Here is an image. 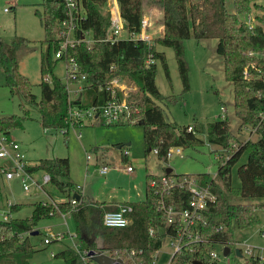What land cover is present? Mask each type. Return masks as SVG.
Here are the masks:
<instances>
[{
	"label": "trees",
	"instance_id": "obj_1",
	"mask_svg": "<svg viewBox=\"0 0 264 264\" xmlns=\"http://www.w3.org/2000/svg\"><path fill=\"white\" fill-rule=\"evenodd\" d=\"M264 0H233L234 11L227 7V0H157L163 12V32L152 44L140 38H122L116 42L105 40L110 26V17L104 13L106 0H80L81 11L77 21L76 35L82 37L88 33L94 42H87L70 47L66 59V80L77 84L83 82L81 97L70 100L65 80L54 75L58 60L55 53L59 49L60 38H47L48 47L42 54L41 95L38 98L32 92V82L19 68L18 51L31 42L26 37L15 36L10 43L0 38V64L4 71L5 83L12 97L21 96L20 114L0 117V129L11 133L17 127H23L25 119L30 117L31 108L40 113L44 129H60L68 133L70 129V106L89 107L105 103L110 98L106 83L112 72L120 73L131 80L141 91V95L130 98L129 123L143 122L146 155L158 149V157L168 161L167 153L172 147H190L205 143L199 134H206L209 143L220 146L226 151L219 157L217 176L222 185L209 173L185 174L165 173L168 179L177 181L196 178L204 185H209L217 194V200L205 211V221L200 224L204 242L196 251L183 249L174 254L171 264H192L200 259L204 264H224L208 256L213 244H233L234 226L247 229L261 223L259 209L264 203H235L226 191L243 198L264 200V17L257 16L262 25L250 28L241 17L253 11V7L264 10ZM124 29L129 34H139L144 17V0H118ZM39 11L41 23L49 35L58 29L59 22L66 16L65 0H42ZM194 37L198 40L218 38L217 51L224 57L225 74L234 85V109L242 126H251L257 133V139L248 138L240 141L232 132L227 117L208 122H195L193 130L189 125L182 126L175 121H168L162 106L156 103L164 99L156 83L157 61H161L166 75L170 77L166 55L157 49V44L174 49L178 68L183 83V92L190 89L189 67L185 58L184 41ZM150 55L155 62L148 64ZM74 58L77 75L71 77ZM115 68L111 70V67ZM50 76L49 80H44ZM83 76L85 79L83 80ZM175 97H169V102ZM120 122L115 125L124 124ZM77 123L76 126H79ZM112 125V124H109ZM122 145L121 149H124ZM248 158L238 169L240 186L234 187L232 167L243 154ZM126 157V155H125ZM27 169L38 176L48 172L52 176L51 185L67 195L56 204L35 201L28 217H13L8 221L0 220V264H27L35 253L30 233L39 230L40 220L61 213H69L74 222L75 233L81 246L97 252L107 251L120 256L127 264H161L153 252L162 246L159 230L164 228L173 233V226H166L159 202L172 204L184 209L190 200L187 187L179 185L164 188L161 176L149 174L145 188V199L125 202L132 206L130 213L132 223L126 227H109L103 224V215L107 211L117 210L119 204L107 201H89L80 186L71 179L69 157H45L30 163ZM49 193L52 192L49 190ZM81 196L74 204V194ZM23 203L12 206L13 213L19 211ZM155 234H150V229ZM135 250L132 257L129 252ZM141 251V252H140ZM61 257L66 264H85L73 246H67L54 254ZM259 258L238 264H259Z\"/></svg>",
	"mask_w": 264,
	"mask_h": 264
},
{
	"label": "rangeland",
	"instance_id": "obj_2",
	"mask_svg": "<svg viewBox=\"0 0 264 264\" xmlns=\"http://www.w3.org/2000/svg\"><path fill=\"white\" fill-rule=\"evenodd\" d=\"M42 0H0V38L5 43H10L15 36L26 37L31 42L22 46L17 54L20 71L32 82V92L41 95L40 82L42 81L41 60L46 52L47 38L57 36L56 30L47 34L41 23L39 11H42ZM264 4V1H259ZM227 7L234 11L233 0H227ZM8 8L9 11H5ZM108 13L107 8L103 9ZM252 13L264 17V10L253 7ZM144 16L151 21L148 34L154 39L162 35L160 27L163 24V12L157 0H144ZM126 38L127 32L121 33ZM218 38H205L198 40L194 37L184 41L185 58L189 69L190 89L183 92V83L178 68L175 51L170 46L157 44V49L166 55L170 77L166 75L161 61H157L156 83L164 99L156 103L164 109L166 119L175 121L180 125H193L195 122H208L223 117L230 121L231 130L240 141L248 138L257 139V133L251 126H242L240 118L235 113L234 85L225 74L224 57L217 51ZM54 75L66 79V62L58 60L54 67ZM50 77V76H49ZM129 87L130 98L141 95L139 88L126 78ZM82 94L75 95L76 98ZM175 97L169 102L167 98ZM72 98L74 96L72 95ZM23 101L21 96L12 97L5 83V75L0 64V117H8L20 114L19 103ZM222 107H225L223 110ZM109 125L101 118H94L84 122L82 126L72 127L66 134L60 129L45 130L40 120L37 109L31 108L30 117L25 119L23 127H17L11 131L25 151L28 160L34 161L45 157H69L71 160V179L80 184L88 196V200H144L145 188L151 178L149 174L165 175L166 168L171 167L175 173L194 174L209 173L219 184L221 180L217 176L219 157L226 154L220 146L209 143L206 134H199L205 140L204 144L182 148V153H174L168 161H164L151 151L146 155L144 130L140 123ZM124 145V149L121 147ZM97 150V151H95ZM90 155L88 158L87 156ZM126 155V157H125ZM248 153L245 152L239 162L232 167V182L234 187H239L241 182L238 177V167L246 162ZM108 166V172L102 174L100 168ZM131 166L132 171L128 170ZM41 175H38L40 177ZM223 186V185H222ZM47 191L57 201L67 198V195L58 191L51 184L46 186ZM229 199L235 203L260 204L264 200L243 198L226 191ZM39 196V197H37ZM44 193L15 192L12 182L0 175V198L23 203L24 206L17 212L16 217H28L33 210L32 203L45 198ZM261 223L241 229L237 225L234 228V237L239 242H245L257 247L256 251L264 253V237L260 229L264 228V208L259 209ZM37 228L40 233L31 235L35 253L27 264H66L63 258L54 254L67 246H73L74 242L70 234L74 233L73 218L56 214L39 221ZM66 233L64 240H52L49 244L44 238L49 234ZM162 238V246L153 252L155 260L161 264H169L174 253L171 237L164 228L159 230ZM77 243L81 241L76 238ZM213 248L221 253L222 244L216 243ZM243 263L250 262V256L245 255ZM232 264H238L240 260L231 255Z\"/></svg>",
	"mask_w": 264,
	"mask_h": 264
},
{
	"label": "built area",
	"instance_id": "obj_3",
	"mask_svg": "<svg viewBox=\"0 0 264 264\" xmlns=\"http://www.w3.org/2000/svg\"><path fill=\"white\" fill-rule=\"evenodd\" d=\"M65 8L67 16L59 22L58 29L56 30V37L60 38V47L55 53V58H65L64 60L66 62V59L68 58L67 51L70 47H74L82 41L87 42L89 45H92L94 40L91 36H89L88 33L83 34L82 37H78L76 35L77 21L79 20V17H81V15H79V12L81 11L80 0H65ZM105 8H107L111 20L105 40L113 43L123 38L121 36V33L125 31L124 21L121 16L118 0H106ZM5 11H9V9L5 8ZM241 19L251 29L254 28L257 24L262 25L261 21L258 20L252 12L243 14ZM150 25V19L144 16L140 33H127L126 38H140L142 40H145L149 44H152V37L148 34ZM70 61L73 62L71 77L75 78L78 71L77 64L74 58H70ZM153 62H155V60L152 55H150L147 63L151 64ZM114 68L115 67L112 66L111 70H113ZM111 74L112 77L106 83L105 87L110 93V98L103 104L92 105L89 107L70 106V128L77 127V123H80L79 126H82L85 121L94 118H101L107 124H117L123 122L127 118L130 113V95L128 92L129 87L126 84V77L116 72H112ZM84 79L85 76H83V80ZM44 80L50 81V77L45 76ZM65 83L70 100L75 99V95H79V93H82L84 90L83 82L74 84L65 79ZM72 95L74 96V98H72ZM222 108L223 110H225V107ZM261 115L264 116V113L262 112ZM188 130L192 131L193 125H189ZM182 150V147H172L169 149L167 156L168 158H170L174 153H182ZM153 151L157 153L158 149L154 148ZM87 157L89 158L90 155H88ZM30 163L31 162L28 160L27 155L22 149L20 142L12 137L10 133H7L6 131L0 129V175L3 176L6 180H10L12 182L13 190V182L15 180H18L20 184V192H26V194L28 195H32L33 191H35L36 193L42 192L46 196L45 198H39L40 202L44 204H46L47 202L56 204L57 200L53 199V197L49 193V190L47 191L46 189V186L51 184V174L48 172H44L40 177L32 174L27 169ZM132 169L133 168L131 166L128 167V170L132 171ZM100 172L102 174H106L108 172V166H102V168H100ZM161 180L164 188L168 189L174 185H179L181 187L186 186L188 191L190 192V200L188 202V205L184 209H179L172 204H166L163 199H161L159 202V208L163 211L166 219V226L169 225L174 227L173 233H169L168 231H166V233L171 237V244L174 250L169 263L171 264L173 256L176 252L183 249L196 251L205 241L200 232L199 226L206 219L205 211L211 204H213L217 200V194L211 189L209 185L202 184L196 178H188L185 176L183 180L177 181L174 179H168L166 175H163L161 176ZM72 202L75 204L77 202V199L74 198ZM14 204H16V202H13L10 199L4 201L0 198V220L8 221L11 218L15 217V213H13L11 210ZM132 211L133 208L130 204L121 203L119 204V208L117 210L107 211L104 213L103 224L109 227H126L132 223V218L130 217V213ZM61 215L64 216L65 213H61ZM260 231L262 236L264 237V228L260 229ZM48 234L49 235L44 238V242L46 244H49L52 240H64L66 236V233L64 232L54 234L50 230ZM150 234H155L154 228L150 229ZM70 238L74 242L73 247L78 251L85 264H97L92 260V257L89 254V249L83 248L79 243L75 241L77 238L75 232L70 234ZM214 245L215 244L211 246V249L208 252V256L224 264H232V254H234V256L240 260V262H242L241 260L245 255H249L250 260L252 258H259V264H264V253L259 254L256 251V249L260 247L237 241L236 243L228 244L231 247V251L227 256H225L224 248L227 244H222L223 248L221 253L217 252L213 248ZM238 247L241 250V256H238L236 254V248ZM103 252L115 258L120 257L114 256L107 251ZM134 253L135 250H132L129 252V255L132 257Z\"/></svg>",
	"mask_w": 264,
	"mask_h": 264
},
{
	"label": "water",
	"instance_id": "obj_4",
	"mask_svg": "<svg viewBox=\"0 0 264 264\" xmlns=\"http://www.w3.org/2000/svg\"><path fill=\"white\" fill-rule=\"evenodd\" d=\"M140 124H143V122H139ZM121 147V146H120ZM173 169L171 167L166 168V173L172 172ZM13 188L15 192H20V184L18 180H15L13 182ZM74 197H76L77 200H80L81 196L77 193L74 194ZM39 230H34L30 233V235L38 234ZM231 251V247L229 245H226L224 248V255L227 256ZM89 254L92 257V260L95 261L97 264H127L121 257L115 258L112 257L105 252H97L94 249L89 250ZM236 254L238 256H241V250L240 248H236ZM192 264H204V262L200 259H195Z\"/></svg>",
	"mask_w": 264,
	"mask_h": 264
},
{
	"label": "crops",
	"instance_id": "obj_5",
	"mask_svg": "<svg viewBox=\"0 0 264 264\" xmlns=\"http://www.w3.org/2000/svg\"><path fill=\"white\" fill-rule=\"evenodd\" d=\"M149 30H150V28H149ZM163 32V24H162V26L160 27V32ZM75 87H77V86H75ZM74 94V93H73ZM80 94H82L81 92L79 93V96H80ZM254 131V130H253ZM16 139V138H15ZM120 147V146H119ZM122 147V146H121ZM95 151H97V150H95ZM70 165H71V160H70ZM159 176H162V175H159ZM78 185V184H77ZM78 186H80V188H81V190H82V194H83V196L88 200V196L87 195H85V192H84V189H83V187L79 184ZM89 201H97V200H92V199H89ZM129 201H141V200H125V201H118V200H107V202H111V203H115V204H121V203H125V202H129ZM262 203H264V201L262 202ZM59 215H61V214H59ZM68 216H70V217H72L69 213H67V214H65L63 217L64 218H66V217H68ZM75 229V228H74ZM74 232H75V230H74Z\"/></svg>",
	"mask_w": 264,
	"mask_h": 264
}]
</instances>
